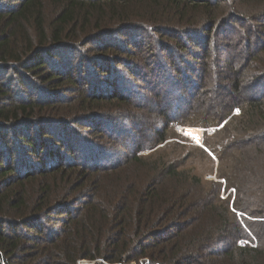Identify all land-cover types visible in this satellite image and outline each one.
I'll list each match as a JSON object with an SVG mask.
<instances>
[{"label":"trees","instance_id":"trees-1","mask_svg":"<svg viewBox=\"0 0 264 264\" xmlns=\"http://www.w3.org/2000/svg\"><path fill=\"white\" fill-rule=\"evenodd\" d=\"M159 50L173 88L155 84L171 78L160 71L166 62L152 68ZM11 78L35 95L22 98ZM189 84L218 92L221 113L203 117L195 102L192 115L180 114ZM262 85L264 0H0V264H264ZM146 92L155 104L171 92L178 100L156 112L162 126L150 143L138 135L117 153L111 142L124 144L152 113ZM183 124L207 130L214 190L164 153ZM72 138L86 157L68 148ZM230 139L251 141L249 156L223 157ZM226 188L233 203L221 197Z\"/></svg>","mask_w":264,"mask_h":264},{"label":"rangeland","instance_id":"rangeland-1","mask_svg":"<svg viewBox=\"0 0 264 264\" xmlns=\"http://www.w3.org/2000/svg\"><path fill=\"white\" fill-rule=\"evenodd\" d=\"M208 1H214V0H208ZM227 33H229V31H227ZM224 35H225V33H224ZM205 52H206V49L201 48L200 53L202 56L204 55ZM209 52H210V55H212V57L216 54H217V56L218 55L220 56L218 47L215 48V51H214V49H212V50H209ZM175 53L178 54V52H176V51H175ZM68 60L70 62L74 61L77 64H79V66H80V63H79L80 60L77 58V56H69ZM160 61L166 62V59H165L164 53L159 50V54H157V60L155 59L154 61H152L153 62L152 68L158 67V69L157 68L156 69L159 70L160 64L157 65V63ZM174 61L178 65L180 63L182 64V62H183L182 59H180L178 57H175ZM239 64L240 63L234 62L233 66L235 67V65L238 66ZM119 69H120V73H119L120 75H118V76H119V78L121 77L123 79L122 83L125 86V83H127V78L130 77V74L128 73V70L125 71L122 66L119 67ZM193 69H191V73H194ZM226 69H228V71H229L228 67H226ZM160 71H162L161 72L162 75H169L171 78L167 81L160 80V81L155 82L156 86L158 87L157 89L163 90V89H166L168 87L173 88V81H172L170 65L166 62L165 65L160 69ZM149 72H151V71L149 70ZM93 73L95 74V72H91V73H88L86 75H91ZM147 73L142 71V74L146 75ZM188 75H192V74L189 73ZM11 80L14 81L13 83L9 82L12 89L15 91H19L18 93L21 94L22 98L29 97V95L26 92H30V91L32 92L31 93L32 96L35 95V93H34L35 90L33 88H28V90L24 89L25 92H23L21 89V87H22L21 84L13 78H11ZM249 86H250V84H249ZM262 86L264 87V85H262ZM121 89L126 91V86L124 88H121ZM205 92L207 93L205 88H203L202 92H199L198 88L193 87V85L189 84L188 88H187V96L186 97L184 96V98L186 100H185V103L181 107L180 114L183 113V114H185V116L192 115L191 109L193 108V106L196 103H198V104L203 103V104H199V105L196 104V107H195V109L198 107L196 109L197 113H200V114L202 113L203 117L204 116H211L212 113H215V114L221 113L220 108H221L222 104L219 100V97H218L219 93L218 92L209 90L207 93V95H208L207 98L203 102H197L198 99L201 97V95H203V93H205ZM258 92L264 93V91H261V90H257V93ZM206 93L204 95H206ZM224 93H227V96L222 100V102L229 104L230 103L229 100H231V98H233L232 97V90L229 89V86L225 87ZM145 94L147 95V97L146 98L142 97V102L144 103V105H145L144 107L146 108V110L148 112H149V110H151L152 113L150 115L147 114L148 116L146 115L142 119H140V126L138 127V130L136 132L137 134L132 136L131 134L126 133L123 135V137H121L124 141V144L119 143V146H117L118 142H116V141H112L113 143L111 142V144L114 145L113 147H117V150H116L117 153L124 154L126 151H128L132 147L133 143H139V142H137V136L138 135L145 137L144 141H146V143H150L154 139L153 138L154 137L153 136L154 130L159 129L162 126V120H160V118H159L158 114H156V112L160 111L164 105H167L169 103L171 104L172 103L171 100H173V101H175L176 99L178 100L177 95L174 92H171L170 97H169V98H171V100L166 101V99H162V102L155 104L154 100H152L149 92H146ZM219 102H220V104H219ZM180 114L174 115L173 117L175 118V116H177V118H178V116ZM235 114L237 116H239L240 111H236ZM122 124L123 123L117 124L115 127L117 129L122 128ZM183 125H184L183 127H178L177 129H175L174 135H176L175 137H177V136L178 137L171 139L169 141L168 144H171L172 146H170V148H168V149L166 148V151L164 153L172 155L175 159L177 158L179 160L178 163H180V161H182V166L185 169L190 170L192 172V175H195V176H197V178L202 180L208 189L214 190L213 186L210 183H213L212 181H215V182L220 181V179L217 178L218 177V159L204 145L205 132H207V130H205L201 127L194 126L192 124H189V125L183 124ZM224 125H225V123H223L217 129H214V128L208 129V132H207L208 139L211 138V136H213V134L215 133L216 130L221 129ZM176 132L178 135L176 134ZM186 133H191L192 135L198 137L200 140V143L203 144L204 147H201L199 144H197V142L192 139V136L188 135ZM115 138H117V137H114V139ZM109 141H111V140H109ZM220 143H222V141ZM227 143H228V145H227L228 149L223 153V157H226L227 152L229 153V155H232V157H234V159H237V160H238V157H237L238 153H242L244 155L249 156V153H246L244 151L248 150L249 145L251 144V141H249V143H247V144H245V142L239 144L237 142L232 141V139H230V141ZM231 145H233V146L237 145L238 147H236V148L241 149V150L233 153V151L235 150V147H232ZM245 145H247V146H245ZM69 146H68V148L70 150L74 151L75 153H77L80 156L86 157L89 154V152L86 150L85 145H83L82 142L77 141L75 138H72V140L69 142ZM161 149H164V148L158 147V150H161ZM199 149L206 151L209 156H207L202 150H199ZM205 149H207V150H205ZM255 149H256V147L251 148V150H255ZM86 151L88 154H86ZM64 152L67 153L66 150ZM161 152H162V150H161ZM144 154L147 155V154H149V152H146ZM181 159H183V160H181ZM89 160H90V163H99L98 161L100 159H99V155H98L97 151L92 150L90 152ZM80 164L83 165L84 163L81 162ZM91 165L92 164L89 165V168H91ZM226 166H227V160L224 161V167L220 171H222V172L225 171ZM235 170L238 173L243 172L242 183L246 182V180L243 181L244 176H245V178H247V175L245 173L246 169L245 168L244 169L243 168L242 169L241 168H239V169L235 168ZM231 185H232V187L239 185V182L237 180H234L231 182ZM232 190H229L227 188H226V190L223 189L221 197L223 199H227L228 196L231 195L232 196V203H233V201L235 199V192H233ZM209 198L211 200H213L212 195H210ZM78 209H79V211H83L82 206H79ZM228 217L230 218V220H233L230 216H228ZM224 246H225V248H230L231 247V241L230 240L225 241ZM84 261H87L84 264H93L94 262H95V264H107V263L103 262L102 260H98V261L84 260ZM80 264H82V262ZM133 264H135V263H133ZM140 264H142V263H140ZM143 264H149V263L145 262Z\"/></svg>","mask_w":264,"mask_h":264},{"label":"snow or ice","instance_id":"snow-or-ice-1","mask_svg":"<svg viewBox=\"0 0 264 264\" xmlns=\"http://www.w3.org/2000/svg\"><path fill=\"white\" fill-rule=\"evenodd\" d=\"M186 134L191 135L192 136V139L195 140L197 142V144H199L201 147H204V145L200 143V140H199L198 137L192 135L191 133H186ZM205 150H207V149H205ZM232 191L234 192L235 189H233Z\"/></svg>","mask_w":264,"mask_h":264},{"label":"built area","instance_id":"built-area-1","mask_svg":"<svg viewBox=\"0 0 264 264\" xmlns=\"http://www.w3.org/2000/svg\"><path fill=\"white\" fill-rule=\"evenodd\" d=\"M81 262H82V264H84V263L87 262V261H81ZM81 262H80V263H81ZM80 263H79V264H80ZM93 264H95V262H94Z\"/></svg>","mask_w":264,"mask_h":264}]
</instances>
